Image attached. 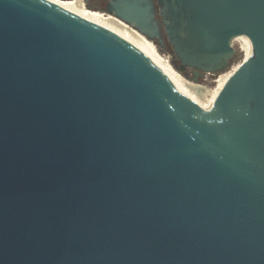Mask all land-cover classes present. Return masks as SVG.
Instances as JSON below:
<instances>
[{
	"label": "water",
	"instance_id": "obj_1",
	"mask_svg": "<svg viewBox=\"0 0 264 264\" xmlns=\"http://www.w3.org/2000/svg\"><path fill=\"white\" fill-rule=\"evenodd\" d=\"M155 1L93 11L161 24L194 82L249 42L206 109L121 37L0 0V264H264V0Z\"/></svg>",
	"mask_w": 264,
	"mask_h": 264
},
{
	"label": "bare ground",
	"instance_id": "obj_2",
	"mask_svg": "<svg viewBox=\"0 0 264 264\" xmlns=\"http://www.w3.org/2000/svg\"><path fill=\"white\" fill-rule=\"evenodd\" d=\"M66 10L72 12L73 14L81 17L82 19L97 25L118 37L126 40L133 46H135L139 51H141L155 66H157L170 80L177 86V88L191 101L196 107L201 109L203 107L206 109L220 87V85L233 74V70L225 73L218 77L215 81V88L209 89L208 87L193 86L185 82L171 67L166 59L161 58L155 47L148 42L142 35L136 31L130 29L127 25L121 21L103 14L95 13L85 9L83 0H71V1H59V0H49ZM233 42H238L239 48L243 53L244 57L248 56L251 47L249 42L245 38H237ZM234 45V44H233ZM237 45V44H236ZM244 59V58H243ZM204 100V103H203Z\"/></svg>",
	"mask_w": 264,
	"mask_h": 264
},
{
	"label": "rangeland",
	"instance_id": "obj_3",
	"mask_svg": "<svg viewBox=\"0 0 264 264\" xmlns=\"http://www.w3.org/2000/svg\"><path fill=\"white\" fill-rule=\"evenodd\" d=\"M59 1H71V0H59ZM84 4V3H83ZM84 7H85V9L87 8L86 7V4H84ZM87 10L88 11H92V12H95V13H99V12H97V11H93V10H91V9H88L87 8ZM99 14H101V13H99ZM103 15H105V16H108V15H106V14H103ZM111 17V16H110ZM147 40V39H146ZM148 41V40H147ZM148 42H150V41H148ZM151 43V42H150ZM152 44V43H151ZM233 46H234V48H235V50H236V56H235V61L229 66V68L228 69H226L224 72H222V73H219V74H204L202 77H198L197 79V82H194L193 81V75H192V73H190V72H179V71H177L174 67H173V65L172 64H174V66H176V67H178L179 66V64H178V62L168 53V51L167 52H165V51H160L159 49H158V47L155 45V44H152L154 47H155V49H156V51H157V53H158V55L161 57V58H163V59H166L168 62H169V64L171 65V67L173 68V70L185 81V82H187L188 84H190V85H193V86H201V87H208L209 89H214L215 88V86H216V84H215V81L218 79V77L219 76H221V75H223V74H225V73H228V72H230L231 70H235L236 69V67L238 66V65H240L241 64V62L243 61V58H244V53L240 50V49H238L239 48V44H238V42H233ZM237 44V45H236ZM230 70V71H229ZM203 103H204V100H203ZM201 109H204L203 107H201Z\"/></svg>",
	"mask_w": 264,
	"mask_h": 264
},
{
	"label": "flooded vegetation",
	"instance_id": "obj_4",
	"mask_svg": "<svg viewBox=\"0 0 264 264\" xmlns=\"http://www.w3.org/2000/svg\"><path fill=\"white\" fill-rule=\"evenodd\" d=\"M84 1V0H83ZM87 2L85 3L86 4V7L89 8V9H93V10H97V11H102V12H105L106 10V7L108 5V2L110 0H86ZM154 2V5H155V16H156V19L159 21V17H158V7L156 5V1L153 0ZM160 29H161V35H162V38H163V42H164V45L161 47L157 42L153 41L152 43L153 44H158L161 49H164V48H167L168 47V44H167V40H166V37H165V34H164V31H163V27L162 25L160 24ZM181 72H190L191 73V70L189 69H184L182 70Z\"/></svg>",
	"mask_w": 264,
	"mask_h": 264
},
{
	"label": "trees",
	"instance_id": "obj_5",
	"mask_svg": "<svg viewBox=\"0 0 264 264\" xmlns=\"http://www.w3.org/2000/svg\"><path fill=\"white\" fill-rule=\"evenodd\" d=\"M89 9V8H88ZM91 10H93V9H91ZM100 12H102V11H100ZM168 44V43H167ZM156 46L158 47V49L160 50V51H165V52H167L168 51V53L175 59V57H174V54H173V52H172V49H171V47H170V45L168 44V47L167 48H164V49H161V47L158 45V44H156ZM236 56V55H235ZM176 60V59H175ZM235 61V57L230 61V63H229V66L233 63ZM179 64V63H178ZM173 65V67L177 70V71H179V72H181L179 69H178V67H176V66H174V64H172ZM229 66L227 67V69L229 68Z\"/></svg>",
	"mask_w": 264,
	"mask_h": 264
}]
</instances>
